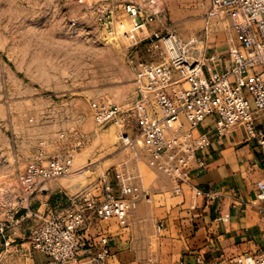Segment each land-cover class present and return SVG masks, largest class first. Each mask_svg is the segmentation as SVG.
Here are the masks:
<instances>
[{
	"label": "rangeland",
	"instance_id": "rangeland-1",
	"mask_svg": "<svg viewBox=\"0 0 264 264\" xmlns=\"http://www.w3.org/2000/svg\"><path fill=\"white\" fill-rule=\"evenodd\" d=\"M128 1L142 0H0V186L15 184L40 153H68L74 160L71 175L46 185L55 190L48 201L63 196L64 202L82 193L99 196L104 180L112 183L116 171L136 173L140 192L128 198L127 223L104 221L119 230L129 228L123 235L134 239L136 250L156 258L165 233L157 231L161 215H150L154 222H146V207L152 206L146 198H152L157 179L147 172L154 170L143 150L137 149L136 156L121 147L116 125H96L92 104L123 106L135 99L136 63L151 60L148 46L156 32L205 40L207 50L220 53L233 47L235 34L225 15H210V0H161L158 19L134 31L123 10ZM106 7L114 11L112 17L106 16ZM136 218L145 221L134 227ZM38 223L24 214L11 235L18 242L27 239Z\"/></svg>",
	"mask_w": 264,
	"mask_h": 264
},
{
	"label": "built area",
	"instance_id": "built-area-1",
	"mask_svg": "<svg viewBox=\"0 0 264 264\" xmlns=\"http://www.w3.org/2000/svg\"><path fill=\"white\" fill-rule=\"evenodd\" d=\"M160 1L123 4L124 12L134 22V31L158 19ZM210 3V15H225L235 34L236 45L228 52L229 65L224 70L205 73V40L185 41L176 33L156 32L148 46L151 60L136 63L135 99L123 106L92 104L96 125L102 129L116 125L121 147L133 150L136 156L137 149L143 150L148 166L167 178L176 194L188 186L197 197L209 202L218 200L220 193L201 189L190 181L195 172L206 168L207 151L214 140L242 129L246 139L257 140L264 152V128L260 126L264 119V0ZM113 12L106 7V16L112 17ZM129 34L126 32L127 37ZM138 44L136 41L134 45ZM207 118H212L214 126L203 131ZM82 143L78 141L77 146ZM73 171L71 154L46 157L40 153L15 184L0 186V246L8 244L12 226L27 214L39 220L25 240L28 252L44 254L49 264H112L110 238L101 234L91 242L90 231L95 222L110 218L122 225L127 223L128 198L140 192V175L119 170L112 183L104 180L99 196L82 193L69 197L64 206L44 203L41 211L32 208L34 197L49 182ZM257 187L254 206L264 223V182L259 181ZM229 218L226 214L216 221L228 222ZM164 227L160 222L157 231L162 232ZM198 262L203 260L199 258ZM236 262L264 264V251L239 256Z\"/></svg>",
	"mask_w": 264,
	"mask_h": 264
},
{
	"label": "crops",
	"instance_id": "crops-1",
	"mask_svg": "<svg viewBox=\"0 0 264 264\" xmlns=\"http://www.w3.org/2000/svg\"><path fill=\"white\" fill-rule=\"evenodd\" d=\"M235 45L236 42L232 41L229 46ZM228 52L229 47L223 53L207 50L205 73L224 70L229 65ZM213 126L212 118H207L201 130H209ZM260 126L264 128V119ZM207 153L206 168L195 172L190 184L219 192L220 198L216 201L197 197L188 186L184 187L183 193L176 194L167 178L155 171L147 172L157 179L150 191L152 198L150 202L146 201L152 205L149 206L152 209L146 207V222H154L150 215H161L160 222L165 226L164 245L156 258H151L150 254L142 256L136 250L134 239L130 241V237L123 235L129 228L121 227L119 230L105 221L94 223L90 241L97 240L101 234L110 238L112 264H210L213 261L238 264L237 257L264 251V223L254 206L257 183L264 182V152L257 140L248 141L243 130L237 129L220 140H214ZM52 191L55 190L46 188L36 195L33 207H43L48 202L54 207L67 204V200L63 202V196L48 201ZM60 198L61 202H58ZM226 214L230 216L228 222L216 221ZM142 221L145 220L133 219L132 225H141ZM25 240L18 242L11 235L8 244L0 246V264H49L44 254L28 252ZM199 258L202 263L198 262Z\"/></svg>",
	"mask_w": 264,
	"mask_h": 264
}]
</instances>
